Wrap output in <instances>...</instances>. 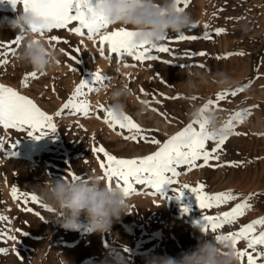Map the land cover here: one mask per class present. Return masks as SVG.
Returning a JSON list of instances; mask_svg holds the SVG:
<instances>
[{
  "label": "rangeland",
  "instance_id": "1",
  "mask_svg": "<svg viewBox=\"0 0 264 264\" xmlns=\"http://www.w3.org/2000/svg\"><path fill=\"white\" fill-rule=\"evenodd\" d=\"M22 8V3H18L15 9ZM15 9L7 0L0 2V17H13ZM185 10L198 26L183 33L202 37L207 24L212 39L175 42L179 33H170L173 42L163 41L162 44L172 49L171 53L154 52L158 59L143 63L131 57L124 58V63L135 67H123L107 47L101 56L99 37L96 42L89 41L86 30L82 38L73 34L72 25L54 29L43 37L48 40L56 36L68 42H53L61 50L59 63L46 73L35 71L38 78L29 80L27 87H22L21 81L34 70L16 60L20 45L12 44V41L19 33H0V44H11V51L15 52V55L7 56V65L0 67V84L32 99L42 111L53 116L56 126L53 133L45 129L48 134L39 139L28 136L27 130L0 126V141L5 145L0 148V215L7 217L6 221L0 222V264H101L106 255L126 258L127 264H145L146 257L156 254L175 256L195 247L203 236L215 237L211 231L206 234L201 231L205 223L203 216H218L249 196H252L249 201L252 208L236 223L225 225L219 230L220 234L238 231L242 226L264 218V0H191ZM73 25L78 26L77 22ZM120 27L130 29L109 26L106 31ZM218 28L225 32L215 35ZM102 33L106 34L105 31ZM201 51L207 55H190ZM110 55L113 59L104 58ZM201 64L205 67L192 66ZM97 71L112 79L110 85L98 93L82 97L91 105L90 116L85 118L65 110L57 117L55 113L72 96L81 80L92 86ZM189 71L206 73L209 77L217 72L228 73L234 82L228 91L251 82L242 92L235 97L229 96L220 105L224 109L218 111L223 122L237 111L250 109L251 114L245 115L242 123L233 122L234 131L239 135L228 136L219 153V161L211 160L208 166L191 172L181 169L187 174H181L176 185H164L161 194L153 195L154 190L137 185L141 194L127 198L128 215L115 223L109 234L89 232L84 217H81L80 231L64 230L59 226L60 218L49 221L53 212L40 206L43 202L34 189L37 185L49 179L64 178L68 172L82 179L89 175L102 177L100 164L106 163V158L94 151L97 147H104L118 158L128 159L142 158L158 150V146L150 143L124 140L123 135H129L126 130L117 128L114 131L103 122L104 113L98 106L107 107L110 103L107 99L110 86L126 83L134 90L135 96L126 102L128 114L143 129L153 130L151 135L164 142L192 122L188 118L192 107L204 105L224 91L209 82L196 92L188 93L181 82ZM142 105H146V110L140 114ZM153 108L157 111H152ZM117 132L123 135H117ZM207 147L211 149L215 143L209 141ZM237 163L241 166H229ZM184 184L192 187L203 184L208 195L232 191L239 199L201 210L195 194L188 189L184 190L181 199H176L173 188ZM13 187L18 190L16 200L11 194ZM22 193L35 194L40 202H31L20 195ZM185 208L189 209L187 213L183 211ZM262 231L264 226H257L256 233ZM246 243L240 241L237 247L243 250ZM257 251H264V247H258Z\"/></svg>",
  "mask_w": 264,
  "mask_h": 264
},
{
  "label": "snow or ice",
  "instance_id": "2",
  "mask_svg": "<svg viewBox=\"0 0 264 264\" xmlns=\"http://www.w3.org/2000/svg\"><path fill=\"white\" fill-rule=\"evenodd\" d=\"M4 2V0H0ZM15 9L18 3H22L25 13H32L34 16L44 19L46 24L42 28L32 27L31 31L40 36H45L46 33H51L54 29H66L70 25L73 34L80 37L85 36L89 41L96 42L99 37V52L104 56L105 47L109 53L115 55L116 59L123 67H135L124 63L125 57H131L133 60L143 63L145 61H155L158 59L154 52L171 53L172 49L164 44H141L139 46H132V39L138 34L125 27H120L114 31H106L109 28V23L103 17L99 16L96 8L105 2V0H7ZM124 2V0H122ZM191 0H175L177 5V12L184 11L190 4ZM77 22L78 26L73 25ZM198 25L193 24L192 29ZM205 31L202 37L197 35H186L183 32L179 33L175 38V42L179 41H195L203 38L204 40L212 39L209 33L208 25L204 26ZM102 31L106 34L101 35ZM225 30L218 28L215 30V35L223 34ZM23 35H17L12 44L17 46L23 40ZM48 43L52 46L61 42L67 44V41H61L56 36H51ZM166 43L171 41L169 35L164 37ZM79 51V49H76ZM9 54L15 55L11 51V44H0V67L6 66L8 63L7 56ZM191 56H206V52L191 53ZM236 55H244V53H236ZM105 59H113V56H106ZM217 59H227V57H217ZM78 62V61H77ZM195 67H205V65H192ZM75 70V69H72ZM118 71V69H117ZM43 74V73H42ZM35 71L26 74L21 86L27 87L28 81L37 79ZM112 77L103 75L99 71L94 73L93 84L89 86L82 81L74 90L72 96L63 105V107L55 113L57 117L61 116L65 110H69L75 114H82L85 118L90 116L91 105L87 99H82L91 93H98L101 88L107 87L111 83ZM243 87L228 91L224 90L218 92L213 99L208 100L200 109L201 115L205 112H218L224 109L220 107L223 102H226L229 96L235 97L244 88ZM87 90L86 92L84 90ZM143 93L144 90L141 89ZM146 94V93H145ZM180 97H173L179 99ZM197 99V97H192ZM159 102V101H157ZM141 103H146L141 101ZM99 110L104 113L103 122L107 124L114 131L119 128L126 130L129 135H123L122 132H117V135H123L126 141H133L136 143L144 142L158 146V150L152 154L146 155L142 158H118L114 154H110L104 147H97L94 149L98 154L102 153L106 158V163H101L100 167L103 172L102 179L106 180L109 189L115 185L125 195L126 198L132 195H139L136 186H147L148 189L154 190L153 195L161 194L164 185H176L179 183L178 177L182 173L181 169L186 168L187 172L193 171L195 168L208 166L211 160L219 161V153L223 149L228 136H224L219 140L211 138L207 131V120H194L184 127L181 131L172 135L166 141L161 142L155 136L151 135L153 130L143 129L130 115H125L123 120H118L114 117L113 112L109 107L103 105L98 106ZM157 111L156 109H151ZM250 109L237 111L224 122V129L229 130L233 135H239L234 131V124L242 123L245 115H250ZM164 115V114H161ZM99 118V117H98ZM0 126L4 129H15L17 131H28V136L33 139H39L47 135L45 129L50 130L51 133L56 131V126L53 123V116L42 111L37 104L27 96L21 95L18 91L11 87L0 84ZM38 133V134H37ZM213 141L215 147L209 149L208 142ZM5 145L0 141V148ZM15 147V144L12 145ZM14 156L15 153L13 152ZM199 162V163H198ZM223 166V165H221ZM229 166L239 167L240 164H231ZM71 178L73 182L82 180L79 175L68 172L64 178ZM182 189V190H181ZM188 189L195 194L198 206L201 210L213 207H220L230 201L239 199L232 191H223L213 195H208L204 192V185L199 184L192 187L188 184L180 185L179 188H173L176 193V199L182 198L183 192ZM11 194L14 200L18 198V190L13 187ZM25 198L30 199L31 202L39 203V198L35 194L22 193ZM252 196L244 198L242 202L235 204L229 211L223 212L218 216L205 215L203 216L204 225L201 231L205 234L211 231L215 234L217 242H231L232 248L236 256L240 260V264H264V251H257L258 247H264V231L259 234L256 233L257 226H264V218L254 220L247 225L242 226L238 231L229 232L227 234H220L221 229L225 225H231L244 216L245 213L252 208L249 201ZM40 206L47 211H53L46 204L40 203ZM185 213L189 209L183 210ZM38 215V214H37ZM42 219V217H41ZM7 217L0 215V222L6 221ZM25 234V233H24ZM15 239L14 237H9ZM240 241H246V248L240 250L237 244Z\"/></svg>",
  "mask_w": 264,
  "mask_h": 264
},
{
  "label": "clouds",
  "instance_id": "3",
  "mask_svg": "<svg viewBox=\"0 0 264 264\" xmlns=\"http://www.w3.org/2000/svg\"><path fill=\"white\" fill-rule=\"evenodd\" d=\"M96 12L108 21L109 26H127L137 32L131 41L132 46L162 44L166 35L182 33L196 23L186 10L177 12L175 0H105L96 8ZM45 24L44 19L25 13L24 8L15 9L13 17H0V33L11 31L24 37L16 60L40 73L56 67L61 55V50L31 31L32 27L42 28ZM209 82L221 90L232 88L234 83L226 72H217L209 77L198 71H189L181 83L188 93H194ZM134 96V90L126 83L110 86L107 94L110 103L107 107L116 119L123 120L125 115H129L126 102ZM203 106L192 107L188 113L189 120L206 119L207 131L214 140L229 136L231 133L224 129L220 113L205 112L202 116L200 109ZM145 110L146 105H142L140 114ZM34 189L41 201L53 210L49 221L60 218L59 226L66 231H80L81 217H84L89 232L109 234L113 225L128 215L129 201L124 193L115 185L109 189L100 175H89L75 182L71 178L49 179ZM101 264H127V260L106 255ZM145 264H240V260L231 242H217L215 237L203 236L193 248L175 256L156 254L146 257Z\"/></svg>",
  "mask_w": 264,
  "mask_h": 264
}]
</instances>
